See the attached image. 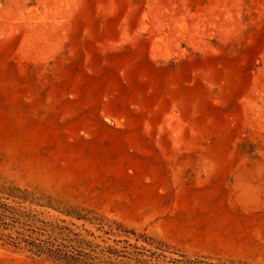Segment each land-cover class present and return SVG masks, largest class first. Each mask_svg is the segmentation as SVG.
<instances>
[{
  "label": "rangeland",
  "instance_id": "1",
  "mask_svg": "<svg viewBox=\"0 0 264 264\" xmlns=\"http://www.w3.org/2000/svg\"><path fill=\"white\" fill-rule=\"evenodd\" d=\"M0 191L95 264H264V0H0Z\"/></svg>",
  "mask_w": 264,
  "mask_h": 264
},
{
  "label": "trees",
  "instance_id": "2",
  "mask_svg": "<svg viewBox=\"0 0 264 264\" xmlns=\"http://www.w3.org/2000/svg\"><path fill=\"white\" fill-rule=\"evenodd\" d=\"M8 199L9 195L5 197L0 191V245L23 249L57 264H95L97 258L82 247L69 248L57 241L54 230L63 227L49 224L50 228L45 229L46 223L36 214L20 206V202Z\"/></svg>",
  "mask_w": 264,
  "mask_h": 264
}]
</instances>
